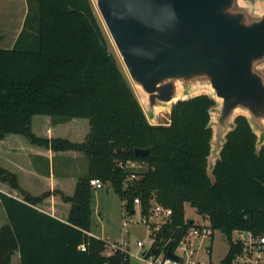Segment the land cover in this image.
I'll use <instances>...</instances> for the list:
<instances>
[{
    "label": "trees",
    "instance_id": "1",
    "mask_svg": "<svg viewBox=\"0 0 264 264\" xmlns=\"http://www.w3.org/2000/svg\"><path fill=\"white\" fill-rule=\"evenodd\" d=\"M214 104L205 93L179 99L168 124L151 123L109 48L92 0H28L15 44L0 47V139L20 134L56 151L83 152L89 169L78 176L70 195L60 189L34 195L22 188L15 172L0 164V186L5 183L22 197L0 191L9 217L0 228V264H8L16 250L21 264H131L127 250L119 248L107 256V241L89 233L92 178L110 182L129 211L135 208V198L144 215L154 200L172 207L150 253L175 249L197 224L185 217L184 204L190 202L214 230L227 235L229 251L222 263L230 264L242 250L241 242L232 239L236 229L264 234V144L257 150L249 120L237 116L212 179L208 123ZM36 115H47L53 123L87 118L89 130L82 141L37 134ZM148 146L149 155H135L136 147ZM129 160L142 161L145 170L129 168ZM52 194L70 203L66 221L35 207Z\"/></svg>",
    "mask_w": 264,
    "mask_h": 264
},
{
    "label": "water",
    "instance_id": "2",
    "mask_svg": "<svg viewBox=\"0 0 264 264\" xmlns=\"http://www.w3.org/2000/svg\"><path fill=\"white\" fill-rule=\"evenodd\" d=\"M151 123L179 99L208 94V173L236 117L264 144V0H94ZM146 156L151 147H136ZM135 210H132L134 213ZM167 256L181 258L171 250Z\"/></svg>",
    "mask_w": 264,
    "mask_h": 264
},
{
    "label": "crops",
    "instance_id": "3",
    "mask_svg": "<svg viewBox=\"0 0 264 264\" xmlns=\"http://www.w3.org/2000/svg\"><path fill=\"white\" fill-rule=\"evenodd\" d=\"M4 5L14 6V8L7 9L8 15L1 14ZM27 14L28 0H0V26L3 24V28L18 30L10 42V47L15 44L20 31L24 27ZM8 20L15 22V24L12 26L7 24V27L5 21L8 23ZM2 37L0 34V40ZM75 119L53 123L49 117L45 124V129L40 130L34 125L33 130L37 134L49 137L60 136L69 138L72 141H82L86 136L87 127L81 123L77 122L76 125L72 126L73 131L71 134L73 135L66 136L64 133H61L63 130L59 129L60 126L69 125L70 121H77ZM84 157L85 154L80 151H56L47 146L32 144L20 134H8L3 139H0V164L15 172L22 188L34 195L54 189H60L66 195L72 194L78 176L87 174L89 169V160L85 162ZM0 191L22 200L19 192L9 188L5 183H3V186H0ZM35 207L62 221H66L70 203L64 201L60 194H52ZM8 221V213L0 200V228ZM89 233L91 234V230ZM16 253L19 254L21 264L19 250L13 253L12 258Z\"/></svg>",
    "mask_w": 264,
    "mask_h": 264
},
{
    "label": "rangeland",
    "instance_id": "4",
    "mask_svg": "<svg viewBox=\"0 0 264 264\" xmlns=\"http://www.w3.org/2000/svg\"><path fill=\"white\" fill-rule=\"evenodd\" d=\"M10 2V1H9ZM96 13L98 14L103 28L106 32L108 44L110 50L116 55L119 64L127 77L128 81L130 82L131 86L133 87L127 72L121 62V59L117 53V50L111 40V37L105 28L103 21L101 19L99 10L96 6L94 0H92ZM9 6V7H8ZM4 5L3 11L1 14L8 15V8H14L11 5ZM6 25H14L15 22H11L8 20V23L5 21ZM7 25V27H8ZM18 30H14L13 28H3V24L0 26V34L3 36L0 40V47L8 48L10 47V42L14 38V34H16ZM21 32V31H20ZM134 89V87H133ZM135 91V89H134ZM136 93V92H135ZM137 95V94H136ZM47 115H36L34 116V124L35 127L38 129H45V124L48 120ZM77 121H70L69 125L60 126L59 129L63 130L61 133H64L66 136L73 135L71 132L73 131L74 125L77 122L81 123L85 127H87V131L89 130V121L87 118H76ZM170 120V111L169 110H161L157 115V119L155 120V124H168ZM85 162H88V157L85 155L84 157ZM137 162H139L137 160ZM141 165H135V167H129L133 170H145L146 164L142 161L140 162ZM92 206H93V215L90 225L91 234L98 236L100 238L107 239L109 242H118L124 244V241L127 242L125 245L130 252V259L131 264H143V262L137 258L139 254L149 248L151 244V233L152 227L150 223H146L143 221L141 207L140 205H135V212L132 213L126 207V202L123 200L120 195L115 191L112 184L110 182L103 183L102 187H94L92 188ZM155 201V200H154ZM184 211L185 217L188 219H194L196 222H208V219L203 217L197 209L191 205L190 202H185L184 204ZM153 221H157L154 217H151ZM239 233H234L232 235V239H236L240 237ZM142 240L144 242V247H139L137 245V241ZM209 241V240H207ZM212 244V252H211V260L213 263L218 264L220 263L221 259L225 257V255L229 251L230 241L227 238V235L219 230L216 229L214 231L213 239L211 240ZM201 256L208 260V255H206L203 250L200 251ZM9 264H20V257L19 254L16 253L12 261Z\"/></svg>",
    "mask_w": 264,
    "mask_h": 264
},
{
    "label": "built area",
    "instance_id": "5",
    "mask_svg": "<svg viewBox=\"0 0 264 264\" xmlns=\"http://www.w3.org/2000/svg\"><path fill=\"white\" fill-rule=\"evenodd\" d=\"M136 163L137 165H141L140 161L137 162V160H129L126 166L135 167ZM132 175L135 176V174ZM90 183L95 188L103 186V183L97 178H92ZM134 201L135 205H140L139 198H135ZM172 214V207L163 205L157 201L152 202L149 213L145 215L142 214L143 221L150 223L152 227L151 244L149 248L136 257L139 258L143 264H215L212 262L210 257L212 252L211 240L213 239L215 230L211 227L209 221L200 223L197 222V224L191 226L185 236L179 241L175 249H169L176 253L181 260H176L167 256V252L160 253L158 255L149 252V249L154 241L155 233L164 222L171 218ZM151 217H154L157 221L151 220ZM234 233H239L241 235L234 240L241 242L242 250L233 257L230 264H264V234L259 235L254 234L251 231H242L237 229L233 232V234ZM105 240L107 241V247L104 253L107 256L113 255L119 248L127 250L130 255L128 248L125 247V245H127L126 241L122 244L118 242H109L107 239ZM137 245L139 247H144V242L142 240H138ZM81 248L84 249L85 246L81 245ZM201 250L208 255V260H205V258L201 256ZM218 264H223L222 259Z\"/></svg>",
    "mask_w": 264,
    "mask_h": 264
}]
</instances>
